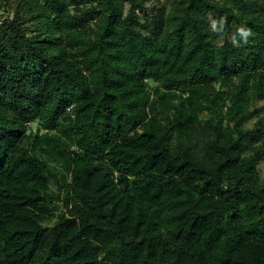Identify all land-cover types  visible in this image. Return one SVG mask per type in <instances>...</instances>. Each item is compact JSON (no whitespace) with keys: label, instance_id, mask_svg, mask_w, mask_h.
I'll return each mask as SVG.
<instances>
[{"label":"trees","instance_id":"obj_1","mask_svg":"<svg viewBox=\"0 0 264 264\" xmlns=\"http://www.w3.org/2000/svg\"><path fill=\"white\" fill-rule=\"evenodd\" d=\"M5 6L0 264H264V0Z\"/></svg>","mask_w":264,"mask_h":264},{"label":"rangeland","instance_id":"obj_2","mask_svg":"<svg viewBox=\"0 0 264 264\" xmlns=\"http://www.w3.org/2000/svg\"><path fill=\"white\" fill-rule=\"evenodd\" d=\"M150 3H152V1H150ZM8 16H10V17L13 16V9H12L10 6L2 7V8L0 9V19H3L4 17H8ZM263 102H264V100L260 101L259 103L261 104V103H263ZM31 125H32V128L35 129V128H37V126L39 125V122H38V121H34V122L31 123ZM260 170H261V174H262V176H264V161H262V162L260 163ZM61 208H62V207H61ZM61 208H60V210H61ZM62 209H63V208H62ZM60 210H58V212H59Z\"/></svg>","mask_w":264,"mask_h":264},{"label":"clouds","instance_id":"obj_3","mask_svg":"<svg viewBox=\"0 0 264 264\" xmlns=\"http://www.w3.org/2000/svg\"><path fill=\"white\" fill-rule=\"evenodd\" d=\"M222 25V23H221ZM237 32L238 34L243 38V43L244 44H247L249 41H248V38L250 36H252V31L251 29L245 27V26H240L238 29H237ZM233 44H235V41H233Z\"/></svg>","mask_w":264,"mask_h":264}]
</instances>
